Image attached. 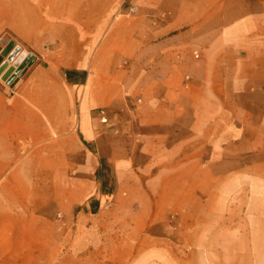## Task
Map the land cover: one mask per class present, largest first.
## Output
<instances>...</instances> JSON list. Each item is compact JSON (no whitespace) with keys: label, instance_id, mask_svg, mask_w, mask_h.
<instances>
[{"label":"crops","instance_id":"1","mask_svg":"<svg viewBox=\"0 0 264 264\" xmlns=\"http://www.w3.org/2000/svg\"><path fill=\"white\" fill-rule=\"evenodd\" d=\"M30 13V33L13 29L34 48L36 62L12 94L0 86V190L43 188L36 175L50 172V188L63 183L72 193L63 220L0 222V264H39L45 252L54 263L59 238L66 255L102 253L104 229H119L117 219L108 225L101 212L109 198L108 166L112 205L123 189L142 191L136 230L150 245L145 264H264V195L255 215L231 213V206L253 204L229 202L228 179L219 175L231 170L215 161L225 156L215 143L239 140L247 152L254 142L256 156L264 143V0H146L138 7L128 54L143 60L149 97L134 120L144 131L135 137V157L144 160L129 167L113 160L114 141L110 154L91 117L93 108L119 94V76L104 72V55L115 61V50L105 43L89 60L87 23L57 22L51 1ZM227 93L239 94V105L217 102ZM20 143L29 147L24 154ZM80 204L82 213L75 214ZM157 239L165 246H151ZM120 258L109 256L112 263Z\"/></svg>","mask_w":264,"mask_h":264},{"label":"rangeland","instance_id":"2","mask_svg":"<svg viewBox=\"0 0 264 264\" xmlns=\"http://www.w3.org/2000/svg\"><path fill=\"white\" fill-rule=\"evenodd\" d=\"M50 1L55 6V19L57 22L88 24L89 29H87L86 33L88 40L91 39L88 41L89 60H95L97 48L105 43L110 50H115V61L112 60L111 54L104 55V72L107 75L115 74L119 76V94L113 103L93 108L91 117L95 123H98L103 128V133L107 140L105 145L108 146L110 154L112 152L111 141H114V153L117 156L113 160L116 161L117 165L129 167L143 163L144 159L142 157H135V147L138 144L135 139L139 133L144 131L142 127L135 125L134 120L138 117V110H135L145 105L149 95L145 93L143 60L140 59L134 62L128 54V29L130 20L136 14V12L129 13V7L131 5L139 7L146 0H0V48L3 49L13 41L15 45L13 49L18 47L20 51L25 52V56L33 55L35 53L34 48L22 42L16 29L20 31L25 29L22 32L30 33L32 29L30 19L33 17L32 13H30V8L38 6L46 8ZM66 32L71 31L68 30ZM77 32L80 33L82 31L77 30ZM18 55L19 53L16 51L12 54L7 67L13 64ZM5 59L7 58L4 57L3 60ZM34 59L33 63L27 66L26 71L36 62V57ZM26 71L19 76L18 80ZM186 76H184V79L189 80L190 77L187 79ZM16 83L8 85L0 77V86L7 91V96L12 94ZM218 97L217 102H221L227 107H235L240 102V95L237 93L221 94ZM99 108L104 109L107 114L108 121L106 123H101L96 116V110ZM215 146L225 153V156L216 158V164L226 170H231L229 174L219 175L228 179L229 202L232 205L234 203L238 205V203H243L244 201L248 203L252 201L253 204L248 210H246V206H242V209L238 206V209L233 211L234 207L231 206V213L255 215L257 212V198H261V195H264V172L256 169V166H264V143H259V156H256L257 151L255 149L251 150L256 146L254 142H249L246 145L247 152L243 150L245 146H242L239 140L218 142L215 143ZM28 148L25 143H20L18 146V150L22 154ZM106 160V158H102L104 166H106ZM36 177L39 178V185L43 188L0 190V222L5 223L14 219L21 224L28 216L63 220L65 215L64 204L69 199L72 191L64 189L63 183L55 184L60 186V188H50L54 181L50 172L38 174ZM105 178L107 188L104 192L105 195L108 194L109 198L105 197L103 200L101 207L102 217L108 222V225H111L110 221L112 218L117 219L119 221V229L112 230L111 226L104 229V251L91 255H81L77 251L73 252L72 255H66L63 239L59 238L55 262L48 263L49 259L47 257L49 254L45 252L40 257L39 264H145V259L149 256L145 252L150 245L144 242V233H137L138 230H136L137 221L143 218L142 191L132 188L123 189L120 191L118 202L112 205L113 201L110 194L114 192V178L111 166L106 168ZM15 199H18L17 202ZM82 205L80 204L74 208L75 214L82 213ZM62 224L61 221V227ZM155 224L157 228L161 226L160 222ZM248 230L250 231V225ZM117 233L118 239L115 237ZM248 242L250 245V237ZM132 245H135L137 249L126 253L125 251ZM163 245L164 243L160 239L151 244V246L155 247ZM113 252L121 257L120 262L112 263L109 260V256ZM151 255L152 260L150 261L159 263V255Z\"/></svg>","mask_w":264,"mask_h":264},{"label":"water","instance_id":"3","mask_svg":"<svg viewBox=\"0 0 264 264\" xmlns=\"http://www.w3.org/2000/svg\"><path fill=\"white\" fill-rule=\"evenodd\" d=\"M14 46V42L12 41L3 49L0 48V77L8 85H14L17 82L19 76L26 71L27 66L31 65L35 60L33 55L30 54L26 55L22 61H14L12 65H9L7 67L9 59L17 48L15 47L13 49ZM4 57H6L7 59L3 60Z\"/></svg>","mask_w":264,"mask_h":264},{"label":"built area","instance_id":"4","mask_svg":"<svg viewBox=\"0 0 264 264\" xmlns=\"http://www.w3.org/2000/svg\"><path fill=\"white\" fill-rule=\"evenodd\" d=\"M140 1H145V0H140ZM137 9L138 7L136 5H131L129 7V13H135L137 12ZM186 78L189 79V76H186ZM96 116L98 117L101 123H106L108 121L107 114L102 108L96 110Z\"/></svg>","mask_w":264,"mask_h":264},{"label":"bare ground","instance_id":"5","mask_svg":"<svg viewBox=\"0 0 264 264\" xmlns=\"http://www.w3.org/2000/svg\"><path fill=\"white\" fill-rule=\"evenodd\" d=\"M17 53H19V55L17 56L16 60L15 61H21L23 60V58L25 57V52L23 51H20L19 48L17 47L16 50H15Z\"/></svg>","mask_w":264,"mask_h":264}]
</instances>
